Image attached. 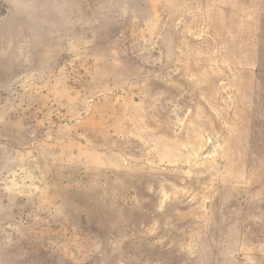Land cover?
I'll use <instances>...</instances> for the list:
<instances>
[{
    "label": "rangeland",
    "instance_id": "1",
    "mask_svg": "<svg viewBox=\"0 0 264 264\" xmlns=\"http://www.w3.org/2000/svg\"><path fill=\"white\" fill-rule=\"evenodd\" d=\"M0 264H264V0H0Z\"/></svg>",
    "mask_w": 264,
    "mask_h": 264
}]
</instances>
